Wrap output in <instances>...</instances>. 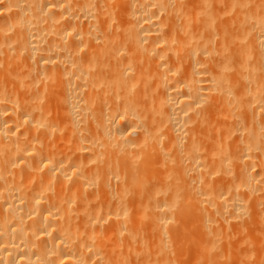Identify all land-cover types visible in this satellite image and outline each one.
<instances>
[{
	"label": "bare ground",
	"instance_id": "obj_1",
	"mask_svg": "<svg viewBox=\"0 0 264 264\" xmlns=\"http://www.w3.org/2000/svg\"><path fill=\"white\" fill-rule=\"evenodd\" d=\"M0 264H264V0H0Z\"/></svg>",
	"mask_w": 264,
	"mask_h": 264
},
{
	"label": "rangeland",
	"instance_id": "obj_2",
	"mask_svg": "<svg viewBox=\"0 0 264 264\" xmlns=\"http://www.w3.org/2000/svg\"><path fill=\"white\" fill-rule=\"evenodd\" d=\"M238 237H239V236H238ZM242 237L244 238V236H242ZM242 237H239V238H240V240H241V239H243ZM233 238L235 239V236H234ZM233 238H232V239H233ZM236 238H237V237H236ZM232 241H233L234 243H236V244H237V243L239 242V239L237 238V239H235V240H232ZM236 241H237V242H236Z\"/></svg>",
	"mask_w": 264,
	"mask_h": 264
}]
</instances>
